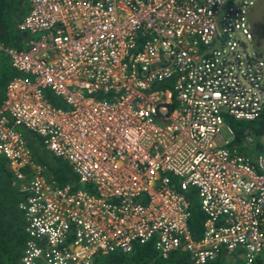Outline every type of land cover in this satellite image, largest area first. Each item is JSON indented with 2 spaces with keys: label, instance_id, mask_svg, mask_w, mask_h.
Here are the masks:
<instances>
[{
  "label": "built area",
  "instance_id": "built-area-1",
  "mask_svg": "<svg viewBox=\"0 0 264 264\" xmlns=\"http://www.w3.org/2000/svg\"><path fill=\"white\" fill-rule=\"evenodd\" d=\"M25 2L20 47L0 41L22 75L0 104V157L22 195L18 264H92L146 244L192 264H264V133L230 126L264 107L256 0ZM18 129L75 179L57 185Z\"/></svg>",
  "mask_w": 264,
  "mask_h": 264
},
{
  "label": "trees",
  "instance_id": "trees-1",
  "mask_svg": "<svg viewBox=\"0 0 264 264\" xmlns=\"http://www.w3.org/2000/svg\"><path fill=\"white\" fill-rule=\"evenodd\" d=\"M25 0H0V41L19 48L22 35L14 33L13 25L19 20L24 9ZM11 37V38H10ZM0 104L4 99L6 83L14 76L21 74L14 71L8 63L3 61L6 57L0 53ZM56 105L53 100L48 99ZM264 109V108H263ZM230 126L236 137L243 129L251 130L255 135L264 133V110L259 118L252 122H232ZM24 136L26 143L30 146L32 154H43L37 156L39 164L44 165L50 172L51 177L57 185L75 179L70 168L64 162L54 158L44 150L43 145L38 143L34 135H30L23 129H18ZM32 137V139H31ZM39 139V138H38ZM44 152V153H43ZM65 164L62 168L59 164ZM190 207V217L188 228L193 239H198L201 234V225L204 216L199 211L197 203L193 201ZM22 199L18 192V182L7 167L6 161L0 157V264H18L26 236L23 231V219L20 211L17 210V203ZM92 264H192L189 256L185 252L170 253L166 258H161L154 251L150 244L134 247L129 253L113 252L104 256L95 257ZM210 264H224L220 259H216Z\"/></svg>",
  "mask_w": 264,
  "mask_h": 264
},
{
  "label": "rangeland",
  "instance_id": "rangeland-1",
  "mask_svg": "<svg viewBox=\"0 0 264 264\" xmlns=\"http://www.w3.org/2000/svg\"><path fill=\"white\" fill-rule=\"evenodd\" d=\"M26 8V4H24V9ZM24 11L21 13L20 18L24 15ZM248 20L250 24V28L252 31L253 38L255 39V42L258 46V48L261 50V52L264 55V0H256L253 8L249 11ZM39 37V34L33 35L32 39L35 40ZM11 38V37H10ZM2 57L0 56V60ZM7 58H5L3 61L5 62ZM16 78H19L20 76H14ZM38 140V143L41 145V140L36 138ZM247 151H251L250 149H247ZM44 153V152H43ZM43 154L37 153V155L32 154V159L36 160L37 156H42ZM62 168H66L67 166L65 164H59ZM48 170V169H47ZM49 172V170H48ZM50 173V172H49ZM193 201L196 202L195 198H193Z\"/></svg>",
  "mask_w": 264,
  "mask_h": 264
},
{
  "label": "crops",
  "instance_id": "crops-1",
  "mask_svg": "<svg viewBox=\"0 0 264 264\" xmlns=\"http://www.w3.org/2000/svg\"><path fill=\"white\" fill-rule=\"evenodd\" d=\"M25 4H26V2H25ZM26 7H27V5H26ZM23 11H24V13L26 12V8L25 9H23ZM22 11V12H23ZM20 19V18H19ZM22 41V39L20 40V42ZM254 42H255V39H254ZM255 45L257 46V44H256V42H255ZM257 48H258V46H257ZM259 49V48H258ZM260 50V49H259ZM261 51V50H260ZM262 53V52H261ZM263 54V53H262ZM264 108V107H263ZM264 110V109H263Z\"/></svg>",
  "mask_w": 264,
  "mask_h": 264
},
{
  "label": "water",
  "instance_id": "water-1",
  "mask_svg": "<svg viewBox=\"0 0 264 264\" xmlns=\"http://www.w3.org/2000/svg\"><path fill=\"white\" fill-rule=\"evenodd\" d=\"M31 139H32V137H31Z\"/></svg>",
  "mask_w": 264,
  "mask_h": 264
}]
</instances>
